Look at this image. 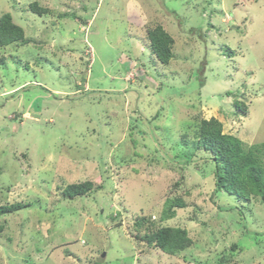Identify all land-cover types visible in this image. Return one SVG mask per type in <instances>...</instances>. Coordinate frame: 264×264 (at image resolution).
<instances>
[{
	"label": "rangeland",
	"instance_id": "374dc122",
	"mask_svg": "<svg viewBox=\"0 0 264 264\" xmlns=\"http://www.w3.org/2000/svg\"><path fill=\"white\" fill-rule=\"evenodd\" d=\"M5 13L30 41L0 46V206H32L0 218V264H264V203L216 193L194 145L211 117L264 141V0H0ZM87 179L101 189L63 196ZM175 196L186 206L165 224L193 244L141 253L135 220Z\"/></svg>",
	"mask_w": 264,
	"mask_h": 264
},
{
	"label": "trees",
	"instance_id": "16d2710c",
	"mask_svg": "<svg viewBox=\"0 0 264 264\" xmlns=\"http://www.w3.org/2000/svg\"><path fill=\"white\" fill-rule=\"evenodd\" d=\"M31 7L41 15L45 12L43 8L37 7V2H33ZM148 38L152 53L159 61L168 64L175 56L174 37L162 25H157L148 29ZM29 41L25 36L24 28L13 21L11 13H5L0 18V46L24 44ZM228 51L232 50L228 47ZM235 104L237 108L247 109V106L237 99ZM196 123L194 145L207 152L214 161L213 182L216 193L227 192L236 196L243 204H250L251 201L256 200L264 203V141L245 143L236 134L225 132L224 122L217 117L202 118ZM182 137L184 140H189L188 132H184ZM101 187L87 179L64 186L62 193L65 198L73 199L90 195ZM31 206L32 203L21 202L1 205L0 218ZM184 206L186 203L182 197H167L158 219L141 216L135 220V238L138 240H136L137 247L141 253H146L151 248H158L169 255H176L193 244V238L186 227L165 224L176 217L177 208ZM227 208L233 209L232 206ZM241 210L239 211L244 218L245 215ZM4 229L5 221L0 219V233ZM98 263L94 261V264Z\"/></svg>",
	"mask_w": 264,
	"mask_h": 264
}]
</instances>
